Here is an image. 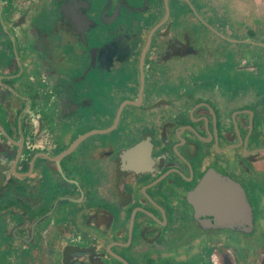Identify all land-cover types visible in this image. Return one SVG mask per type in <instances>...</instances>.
<instances>
[{"label":"flooded vegetation","instance_id":"1","mask_svg":"<svg viewBox=\"0 0 264 264\" xmlns=\"http://www.w3.org/2000/svg\"><path fill=\"white\" fill-rule=\"evenodd\" d=\"M0 264H264V0H0Z\"/></svg>","mask_w":264,"mask_h":264},{"label":"water","instance_id":"2","mask_svg":"<svg viewBox=\"0 0 264 264\" xmlns=\"http://www.w3.org/2000/svg\"><path fill=\"white\" fill-rule=\"evenodd\" d=\"M197 216L214 225L248 223L253 215L242 189L230 178L220 174H207L190 195Z\"/></svg>","mask_w":264,"mask_h":264},{"label":"rangeland","instance_id":"3","mask_svg":"<svg viewBox=\"0 0 264 264\" xmlns=\"http://www.w3.org/2000/svg\"><path fill=\"white\" fill-rule=\"evenodd\" d=\"M252 74L253 73L246 71V72H244L243 76H244L245 79H252V76H253Z\"/></svg>","mask_w":264,"mask_h":264}]
</instances>
